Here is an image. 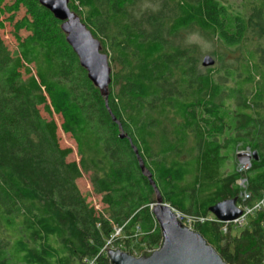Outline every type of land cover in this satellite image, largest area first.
I'll return each instance as SVG.
<instances>
[{
  "label": "trees",
  "instance_id": "1",
  "mask_svg": "<svg viewBox=\"0 0 264 264\" xmlns=\"http://www.w3.org/2000/svg\"><path fill=\"white\" fill-rule=\"evenodd\" d=\"M68 7L108 56V108L61 23L36 0H0V32L10 26L14 41L9 49L0 34V264H110L102 249L117 228L114 249L131 256L157 249L155 195L132 147L164 203L225 263L264 264V212L225 232L209 213L225 200L241 204L243 192L247 206L264 195V0ZM191 29L226 49L253 48L242 50L236 69L223 57L222 70L202 69L198 45L183 40ZM53 115L77 161L60 146ZM243 150L257 158L239 171ZM83 176L89 194L77 185Z\"/></svg>",
  "mask_w": 264,
  "mask_h": 264
},
{
  "label": "water",
  "instance_id": "2",
  "mask_svg": "<svg viewBox=\"0 0 264 264\" xmlns=\"http://www.w3.org/2000/svg\"><path fill=\"white\" fill-rule=\"evenodd\" d=\"M54 19L59 21L60 30L65 41L76 55L79 65L86 71L88 80L99 90L107 107L108 86L111 83V69L108 56L101 52L100 42L95 39L80 19L70 11L69 0H36ZM214 60L204 56L201 61L203 68L211 67ZM112 120L116 122L115 118ZM120 127V126H119ZM123 138L121 134L119 136ZM142 174L147 178L155 195L151 214L159 227L161 243L153 251L134 257L119 249H107L106 258L110 264H227L216 250L203 237L192 229L184 226L177 218L174 210L164 203L151 175L145 170L134 147ZM251 156L256 159V153ZM209 213L221 223L230 222L241 215L236 201L225 200L209 208Z\"/></svg>",
  "mask_w": 264,
  "mask_h": 264
},
{
  "label": "rangeland",
  "instance_id": "3",
  "mask_svg": "<svg viewBox=\"0 0 264 264\" xmlns=\"http://www.w3.org/2000/svg\"><path fill=\"white\" fill-rule=\"evenodd\" d=\"M6 2L8 0H5ZM222 3H224L225 5H238L240 4L243 0H221ZM148 6V4H143L142 8L146 9ZM23 14V10L21 9V12L18 13L16 19H18L21 15ZM10 31L11 28L10 26H6V29L2 32H0L2 39L4 40L5 44L7 45V47L9 49H13L14 48V41L12 39V37L10 36ZM183 36V40L185 43L187 44H195L198 45L199 47V51H200V56H199V63H201L202 58L204 56H209L214 60V64L213 66H211V68L213 69H223L221 68L222 66L219 64L218 58L219 57H223V63L225 67L231 68V69H236L237 67V58L240 57L242 50H244V48L246 49H252L253 46L251 44H246L245 46L243 45V48H235V49H226L223 46H221V44L218 43L217 40H215L214 38H209V37H205L203 36L200 32H198L197 30L191 29L190 31H186L182 33ZM254 46L257 45V43L253 44ZM249 56L247 54H243L241 56L240 59H247ZM239 59V60H240ZM238 60V65L241 64L242 62H239ZM239 67H241V65H239ZM203 69V67H201ZM224 71H221V75H223ZM42 116L47 117L46 114L41 111ZM53 119L56 122L57 126H58V139H59V144L62 148H71L73 149V154L69 157V160H76L77 161V157H76V153H75V144L72 141V139L68 136V135H64L59 127L61 124V118L60 116L57 115H53ZM242 152H249L248 150H243V151H238L236 153V167L238 168L240 159H241V153ZM251 154V153H250ZM252 159V156H251ZM77 185L80 189V191L83 194H89L90 193V187L88 185V181H87V176H83L80 180L77 181ZM242 188H244L245 183L243 185H240ZM94 199L96 202L99 201V198L94 196ZM98 205V203H97ZM120 237V236H118Z\"/></svg>",
  "mask_w": 264,
  "mask_h": 264
},
{
  "label": "built area",
  "instance_id": "4",
  "mask_svg": "<svg viewBox=\"0 0 264 264\" xmlns=\"http://www.w3.org/2000/svg\"><path fill=\"white\" fill-rule=\"evenodd\" d=\"M250 161H251V154L249 152H242L241 153V159H240V162L238 165V170L239 171H246L250 167ZM244 183H245L244 180H241L239 182L240 185H243ZM240 198H241L242 203L239 204L238 207L241 210V215L235 220H232V221L226 222V223H222L225 225V227L223 229L224 232L226 231L227 227L242 228L246 224L248 217L252 216L257 211L264 212V195L262 196V198L259 201L255 202L251 206H247V205L243 204L244 202H246L249 199V195L246 192H243L241 194ZM174 212H175L178 220L184 226L190 228L191 220L184 218L182 215L178 214L176 211H174ZM120 231H121L120 228H117L114 230V234L110 237L109 240L106 241V244L102 249V253H105L106 248L107 249H109V248L114 249L113 242H114L115 238H118V236H120ZM147 252H150V251H147ZM139 256L140 255H136L134 257H139ZM84 264H93V261L85 260Z\"/></svg>",
  "mask_w": 264,
  "mask_h": 264
}]
</instances>
